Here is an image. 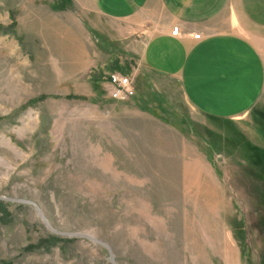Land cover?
Listing matches in <instances>:
<instances>
[{
	"label": "rangeland",
	"instance_id": "1",
	"mask_svg": "<svg viewBox=\"0 0 264 264\" xmlns=\"http://www.w3.org/2000/svg\"><path fill=\"white\" fill-rule=\"evenodd\" d=\"M60 2L0 0V264H264L254 112H196L124 25Z\"/></svg>",
	"mask_w": 264,
	"mask_h": 264
},
{
	"label": "crops",
	"instance_id": "2",
	"mask_svg": "<svg viewBox=\"0 0 264 264\" xmlns=\"http://www.w3.org/2000/svg\"><path fill=\"white\" fill-rule=\"evenodd\" d=\"M91 1L103 22L125 26L138 65L171 80L193 110L229 124L254 112L264 136V0Z\"/></svg>",
	"mask_w": 264,
	"mask_h": 264
},
{
	"label": "built area",
	"instance_id": "3",
	"mask_svg": "<svg viewBox=\"0 0 264 264\" xmlns=\"http://www.w3.org/2000/svg\"><path fill=\"white\" fill-rule=\"evenodd\" d=\"M179 34V28H173L172 36L177 37ZM194 39H201V35H194ZM107 82L110 88V100L118 103H123L135 98L136 91L133 85V79L130 76L124 75L120 72L110 73L107 77Z\"/></svg>",
	"mask_w": 264,
	"mask_h": 264
},
{
	"label": "trees",
	"instance_id": "4",
	"mask_svg": "<svg viewBox=\"0 0 264 264\" xmlns=\"http://www.w3.org/2000/svg\"><path fill=\"white\" fill-rule=\"evenodd\" d=\"M72 0H61V2L57 5L53 6V10L57 12L66 11L70 8ZM99 81V80H96Z\"/></svg>",
	"mask_w": 264,
	"mask_h": 264
}]
</instances>
